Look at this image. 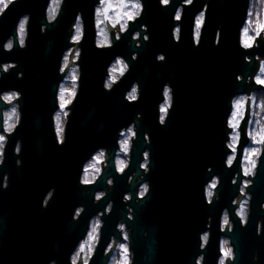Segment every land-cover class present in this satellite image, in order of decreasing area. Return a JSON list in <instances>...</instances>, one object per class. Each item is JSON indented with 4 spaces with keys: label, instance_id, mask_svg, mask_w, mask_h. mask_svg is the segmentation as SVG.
Returning a JSON list of instances; mask_svg holds the SVG:
<instances>
[{
    "label": "water",
    "instance_id": "water-1",
    "mask_svg": "<svg viewBox=\"0 0 264 264\" xmlns=\"http://www.w3.org/2000/svg\"><path fill=\"white\" fill-rule=\"evenodd\" d=\"M50 1L12 0L0 13V132L4 130L3 109L10 104L2 98L3 92H20L21 111L19 124L7 135L0 176L10 171L14 189L40 187L42 181H52L61 175L66 186L70 184L68 175L76 172L78 181L83 163L103 146L111 148L108 163L111 173L116 175L114 151L119 132L134 122L138 131L127 171L136 169L141 173L142 150L149 148L150 169L146 176L151 178L153 187L139 202L133 193L129 203L134 208L132 219L125 212L122 214L132 228V264H196L200 252L204 254L203 264H219L222 235L230 239L234 251V258L227 256L226 262L264 264V144L256 174L246 187L251 197L245 225L241 224L233 203L242 181L238 166L248 141L245 126L237 158L232 166L226 164L230 151L227 125L231 97L250 92L252 85L246 83L247 79L255 74L257 55L264 57L262 32L256 37L258 45L246 48L242 44L241 30L247 22L251 0H193L183 4L180 20L175 19V14L186 0H170L168 4L161 3L162 0H142V14L130 21L119 39L114 33L116 25L112 26L106 19L113 32V44L106 47L99 46L96 38V5L100 0H62L53 20L48 17ZM204 9L205 20L196 42V16ZM24 16H28L27 36L21 45L18 26ZM79 18L82 37L73 41V27ZM176 25H180L177 40L173 34ZM137 30L139 39L132 36ZM10 38L11 49L6 47ZM76 46L81 49L80 86L70 105L65 138L60 143L54 124L57 91L66 70L74 62L71 59ZM72 47L70 61L62 72L65 53ZM135 52L137 58L132 57ZM160 53L164 54V60H158ZM118 55L125 57L129 69L107 89V68ZM4 63L13 64L5 70ZM166 80L177 84L176 97L185 96L188 106L184 111L174 108L166 122L160 124L154 97ZM134 82L140 86V96L131 101L126 93ZM140 111L141 119L137 117ZM19 140L21 151L16 154ZM17 156L21 157L20 164ZM234 170L239 171L235 183L231 178ZM106 175L104 170L92 187L105 183ZM215 175H219V182L212 201L208 202L203 189ZM130 183L129 189H133L137 181ZM142 205L149 206L147 217L150 214V221L153 219L144 227L139 214ZM225 207L229 209L233 227L222 230L221 209ZM16 209L19 217L20 209L18 206ZM210 215V237L201 249L200 231L206 229ZM145 227L149 232L143 236ZM180 229L185 230L183 235ZM111 233L120 238L115 225L107 221L97 251L88 264H107L109 254L104 256L103 251ZM71 243L74 247L76 241H71V235L65 232L58 242L61 252L58 264H72L66 249ZM50 259L44 258V264Z\"/></svg>",
    "mask_w": 264,
    "mask_h": 264
},
{
    "label": "flooded vegetation",
    "instance_id": "flooded-vegetation-1",
    "mask_svg": "<svg viewBox=\"0 0 264 264\" xmlns=\"http://www.w3.org/2000/svg\"><path fill=\"white\" fill-rule=\"evenodd\" d=\"M170 0H168L169 2ZM193 1V0H191ZM52 2V0L50 1ZM133 3V4H131ZM139 4L141 6L140 14L143 12V1L142 0H100L99 4L96 5V27H97V37L100 35L101 37V22L102 18H108L110 20L111 25H116L117 30L115 36L119 39L122 34L129 27V23L131 20L136 19L137 15H135L137 8L134 5ZM163 3V0L162 2ZM189 0L184 1L177 9V12L180 13V19L183 12V4H190ZM111 5L109 7L108 5ZM165 4V3H163ZM168 4V3H167ZM107 8V12L105 13L103 10ZM206 9V6H205ZM205 9L198 12L195 21V39L196 42L199 40L200 32L205 20ZM125 13L132 15L133 18L131 20L127 19L126 24H123V20L127 16ZM131 13V14H130ZM175 14V19H176ZM200 15L203 16V19L200 21L199 33L197 34V20ZM113 17L116 18L113 21ZM118 18V19H117ZM179 19V20H180ZM177 20V19H176ZM107 44H99L97 38V44L99 46H110L113 44L112 35L113 32L109 30L107 27ZM142 28H146L145 25H142ZM180 25H176L174 27V35L176 40L179 38ZM139 31H135L133 33V38L139 39ZM145 38L148 39V35H145ZM264 39V37H263ZM262 39V40H263ZM80 40V39H79ZM130 43V42H129ZM257 43H252L251 47L258 45ZM23 42L21 45H24ZM140 44V41H137V45ZM243 44V43H242ZM244 45V44H243ZM246 47V48H251ZM75 51V59L72 67L69 70H66V74L63 80L60 83L58 92V109L55 111L54 119H55V129L58 136V140L60 143L64 141L65 138V128L68 120V116L70 114L69 111L70 105L72 101L76 97L80 86V53L81 49L76 46ZM137 52L133 53L134 58H137ZM158 56V60H164V54L160 53ZM163 57V59H160ZM248 56V60H249ZM65 58L63 59V61ZM118 61L122 62L123 72H118L117 76L113 74L116 73L113 71ZM9 64V63H4ZM4 64L3 67L10 69L13 63L9 64L7 68ZM256 71L253 76H249L247 79V84L252 85L250 92L237 93L231 97V111L228 117V127L229 138H228V147L230 151L226 156V164L228 167L232 166L234 161L237 158L239 151V144L242 139V127L245 126L246 135L248 137L247 144L244 145L243 154L239 162V166L242 172V181L240 183L239 191L235 198H233V203L236 205L234 208L235 213L238 215V218L242 225H245L249 216L250 211V197L251 193L248 192L247 188L249 184L252 183V176L256 174L258 162L260 159L263 144L261 141V137L264 136V84L258 83V78L264 80V57H260L257 55L256 62ZM129 64L124 56L118 55L117 58L112 61L108 69V75L106 77L105 85L108 88H111L116 81H118L127 71ZM65 64L62 66L61 70H65ZM72 72L73 76L69 78L68 73ZM1 75V74H0ZM115 77V80H113ZM242 75H239L238 79H241ZM109 82H111V86L109 87ZM155 95V107L158 114V121L160 124H164L167 120L169 113L174 109L178 108L180 110H185L188 106V101L186 97L177 98V84L172 83L170 80L163 81ZM68 86L72 88V98L67 102L66 106L61 108V91L64 89V86ZM181 86V85H180ZM137 82H134L133 85L126 93V98L129 100V94L132 89L135 88L136 91V99L140 96V88ZM165 89L170 90L171 95V104L167 109V114L161 113L160 109L166 103V97L164 95ZM11 93H17L18 95L15 99L11 101H7L10 105L3 109V114H5L7 108L15 107L18 111L19 118L18 121L12 127L13 132L15 127L20 122L21 111L18 98L20 97V92L17 90H9L3 92L2 98L10 95ZM241 100L242 108L238 111L236 120L238 121V126L233 128L230 125V122L233 121V112H237L235 102ZM132 101V100H131ZM64 110V112H62ZM62 112V116L60 118V125L62 127V132L58 133L57 130V116ZM161 115H164V122H160ZM137 117L139 119L142 118L141 111L138 112ZM8 118L4 115L3 118V128L4 130L0 132V135L4 137L5 147L8 142V136L11 132L7 131L8 128ZM7 126V127H6ZM138 127L134 122L129 124L126 127H123L118 135V146L116 148L114 155V163L116 169V175L111 173L112 168L109 165L111 148L108 146H103L98 148L93 154L87 159L85 163H83V167L81 169L78 181H77V173L69 174L70 184L64 185V175L56 178L55 180L48 181L44 180L41 182L40 187H34V185L30 186L28 190L25 189H14L11 186V172L5 171L2 176H0V264H44L45 260L51 258L48 264H58V257L61 255L59 250L58 242L62 239L65 232L71 235V241H76V244L72 245V243L67 246L66 249L70 252V262L72 264H88L93 257V255L97 251V246L100 243L102 236V229L105 223L108 221L110 225H115V229L120 233V238L115 236V233H111L109 240L104 248L103 255H108L109 258L107 264H132L134 258V252L132 250L131 245V230L132 228L127 225V222L122 218V214L125 212L128 218H133V206H131L130 200L133 196V193H136L135 201L139 202L143 199L148 192L152 189L153 184L150 177L146 176L148 173L150 166V152L149 148L145 147L142 150V158L140 160L139 167L142 169L141 173H137L136 169H131L127 171L129 168L131 161V151L136 144L134 141L137 136ZM146 140L149 142L148 134L146 133ZM235 138V140H234ZM127 141L128 147L127 151L123 149V142ZM21 140L17 141L15 146L16 154H19L21 151ZM17 147L19 151H17ZM256 149V154H252V150ZM102 154V155H101ZM5 156V149H4ZM99 157V159H97ZM229 159H231V163H229ZM17 163H21V157L17 156ZM2 164H0L1 167ZM90 165H94V167H90ZM85 169L88 170V179L91 183L85 184ZM107 171L105 183L92 187L101 173ZM234 175L232 178V182H236V177H238L239 171L234 170ZM121 177V178H120ZM132 180L137 181V184L133 189H129L130 182ZM219 182V175H215L206 183L204 186L205 197L208 202H211L214 195L215 189ZM145 186H147V191H144ZM99 197V199H97ZM107 198L105 202L103 200ZM219 195H217V199ZM20 209V216L16 217L17 209ZM114 209L113 213L112 210ZM264 208V205H263ZM18 209V210H19ZM27 210V212H26ZM221 228L224 230L227 226L231 229L233 227V221L230 220L229 209L227 207L221 209ZM243 211V216L241 215ZM149 206L144 207L142 205L141 215L142 226L144 227L147 221H150ZM202 214V212H199ZM225 217H227V223L225 222ZM19 218V219H18ZM109 218V219H107ZM18 219V220H16ZM212 216H207V224L206 229H202L200 231V248L203 249L210 237V226ZM148 222V223H149ZM147 223V226L149 225ZM96 225V232L90 237V233H92L93 225ZM85 227L81 232V228ZM75 227V228H73ZM262 228V219L259 221L258 233H261ZM149 232L148 228L145 227L143 231V236ZM185 232L184 229H180V235H183ZM207 236V240L204 237ZM221 259L226 261V257H224L223 248L227 245L228 248L232 249L231 259L234 258L233 246L230 243V239L222 235L221 237ZM225 241L228 243L225 244ZM83 250H81V246ZM123 246V247H122ZM125 248L127 252L125 253ZM204 254L200 252L196 258V264H203ZM255 259H258V250L255 249ZM230 264V263H229Z\"/></svg>",
    "mask_w": 264,
    "mask_h": 264
},
{
    "label": "rangeland",
    "instance_id": "rangeland-1",
    "mask_svg": "<svg viewBox=\"0 0 264 264\" xmlns=\"http://www.w3.org/2000/svg\"><path fill=\"white\" fill-rule=\"evenodd\" d=\"M254 2H256L257 5H259L258 8H257L258 10H256V12L254 14H251L252 12L249 9V15H248V18L246 19L247 22L245 23L244 27L241 30L242 31V43L243 44L245 43V40L248 39L249 37H252L253 38L250 41L251 45H252V43L253 44L254 43H257L256 37H258L261 32H262V35L264 37V29H262L260 27L261 25H264V0H254ZM61 3H62V0H52V2H50L49 8H47L48 9V17H49V20H53L57 16V14L59 12V9H60V6H61ZM131 4H133V3H131ZM25 17H26V19H25ZM50 17H51V19H50ZM198 17H200V15ZM107 19H108V22L111 23L110 20H109V17ZM114 19L116 20L115 17H113V19H111V20L113 21ZM25 20H26L25 29H24V33H23V36H22L23 42H25L24 40H25V38L27 36V31L26 30H27L28 16H24L21 19V21H25ZM21 21H20V23H21ZM123 21H124L123 24H126L127 18L125 17V19ZM20 23H19V25H20ZM106 24H107V21H106V18L104 17V18H102L101 26H99L100 27V30H101V33H102L101 34V37H100V35H98V37H97L99 44H101V41L104 39V34L107 35V30H106V27H105ZM112 26H115V25L113 24ZM78 27L80 29V38L79 39H81V37H82V31H83V26H82V21H81L80 18L78 19V21L75 23V25L73 27L74 28V30H73V37H72V40L73 41H78L79 40V39L78 40L74 39V37L77 35V28ZM107 27H108V24H107ZM245 28L248 29L247 36L245 35V32H244ZM102 30H103V32H102ZM114 30L116 32V30H117V27L116 26H115ZM18 32H19V40L21 41V33L19 31V26H18ZM258 32H259V34H257ZM263 37L261 36V39H263ZM12 41H13L12 38H10L8 41H6V45L9 42H11L13 44ZM73 48L74 47H72L70 49H67V51L65 53V56H64V58H67V60L65 59L63 61L62 66L64 64H65V67L68 65V63L70 61L69 60L70 59V53L73 50ZM75 51H76V49H75ZM75 51H74V54H73L71 60L75 59ZM9 64H4V65L8 68L9 67ZM72 64H73V62L70 64L68 70L72 67ZM122 67H123V64H120V63L117 64L115 66V69H116L115 72L116 73H114L113 75L118 77L117 73L118 72H121V68ZM4 69L6 70V68H4ZM68 76H69V78L72 77L73 76V73L72 72H69L68 73ZM72 96H73V94H72V88L71 87H68L67 85L64 86V89H63V103H64V106H66L67 102L70 100V98H72ZM5 101L7 102L8 100H5ZM61 103H62V100H61ZM13 109H15V107L14 108L13 107L7 108V110H6L5 114H4L8 118V121H7L8 122V125H7L8 127L9 126L13 127L14 124L18 121L17 119L19 118V115H18L19 113H18L17 109H15V112H16L15 115H13ZM62 112H64V110ZM62 112H59V113H61V114L58 115L60 118L62 116ZM226 249H228L227 245H225L224 248H223V252L224 253H225V250ZM224 257L227 258V256H225V254H224ZM225 264H229V263L225 261Z\"/></svg>",
    "mask_w": 264,
    "mask_h": 264
},
{
    "label": "snow or ice",
    "instance_id": "snow-or-ice-1",
    "mask_svg": "<svg viewBox=\"0 0 264 264\" xmlns=\"http://www.w3.org/2000/svg\"><path fill=\"white\" fill-rule=\"evenodd\" d=\"M102 2H103V0H102ZM189 2H191V0H189ZM11 3H12V0H0V12H3L8 7V5L11 4ZM163 3L167 4L168 3V0H163ZM108 6L111 7L110 4ZM134 7L139 8V4L137 3L136 5H134ZM103 11L106 13L107 12V8H105ZM125 15L127 16V19L128 20H131L133 18L132 15H129L127 13H125ZM176 19L177 20L180 19V13L179 12H177V14H176ZM202 19H203V16L201 15V17L198 18V20H197V26H196L197 27V34L199 33L200 21ZM100 22H102V21H100ZM25 23H26V20L25 21H21V23L19 25V31L21 33V41H20L21 44L23 43L22 36H23V33H24V29H25ZM260 27L262 29H264V25H261ZM102 32H103V30H102ZM244 32H245V35L247 36L248 29L245 28ZM257 34H259V32ZM79 38H80V29L78 27L77 28V35L74 37V39L78 40ZM252 39H253L252 37H249L248 39H246L245 40V43H244V46L245 47H251L250 41ZM107 43H108L107 35L104 34V39L101 41V44L103 45V44H107ZM6 47L7 48H11L12 47V43L9 42L6 45ZM65 59L67 60V58H65ZM160 59H163V57H161ZM118 63L122 64V62H120V61H118ZM123 67H126V65H124ZM123 67L121 68V73L123 72ZM113 71H116V69L114 68ZM113 80H115V77H113ZM257 82L258 83H261V84H264V80L259 79V78H258V81ZM136 91L137 90L135 88L132 89V91H131V93L129 94V97H128L130 100H135L136 99ZM17 95H18L17 93H11L10 95L5 96L4 99L5 100H8V101H11V100L15 99V97ZM164 95L166 97V103H165L164 106L161 107L160 111H161V113H163V114L166 115L167 114V109H168V107L171 104L170 90L169 89H165ZM61 100H62L61 108H63L64 107V103H63V90L61 91ZM235 106H236L237 112H233V121L230 122V125L233 128H235V127L238 126V121L236 120V117H237L238 111L242 108V101L241 100L236 101L235 102ZM15 114H16L15 109H13V115H15ZM163 118H164V115H161L162 121H163ZM11 129H12V127L9 126L7 128V131H10ZM57 130H58V133L59 132H62V127L60 125V117L59 116H57ZM3 139H4V137L3 136H0V140H3ZM234 140H235V138H234ZM261 141L264 142V136L261 137ZM122 146H123V149L125 151H127V147H128L127 141H124ZM256 152H257L256 149H253L252 150V154L253 155L256 154ZM97 159H99V157H97ZM229 163H231V159H229ZM90 167H94V165H90ZM87 172H88V170L85 169V177H84V181H83L85 184L91 183V181L88 179ZM145 191H147V186H145ZM98 199H99V197H98ZM96 227L97 226L94 224L93 225V229H92V233L89 234L90 237H92L93 234L96 232ZM204 239L207 240V236H205ZM83 247L84 246L82 245L81 246V250H83ZM126 252H127V249L125 248V253ZM224 254H225V256H229L230 255V251L228 249H226ZM221 264H223V259L221 261Z\"/></svg>",
    "mask_w": 264,
    "mask_h": 264
},
{
    "label": "clouds",
    "instance_id": "clouds-1",
    "mask_svg": "<svg viewBox=\"0 0 264 264\" xmlns=\"http://www.w3.org/2000/svg\"><path fill=\"white\" fill-rule=\"evenodd\" d=\"M140 11H141V6L139 5V8H137L135 15L139 16L140 15ZM25 19H26V17H25ZM50 19H51V17H50ZM9 49H11V48H9ZM109 85L111 86V82H109ZM160 122L163 123L164 122V118H163V121H162V119L160 117ZM11 131H12V129L9 132H11ZM4 149H5V141L3 139V140H0V164L4 163V159H5V157H4ZM17 151H19L18 147H17ZM144 191H145V189H144ZM97 199H98V197H97ZM241 215L243 216V211H242ZM225 222L227 223V217H225ZM227 243L228 242L225 241V244H227ZM228 250L230 251V255L229 256H231L232 255V249L228 248ZM221 261H222V259L219 261V264H221ZM223 264H225L224 260H223Z\"/></svg>",
    "mask_w": 264,
    "mask_h": 264
},
{
    "label": "trees",
    "instance_id": "trees-1",
    "mask_svg": "<svg viewBox=\"0 0 264 264\" xmlns=\"http://www.w3.org/2000/svg\"><path fill=\"white\" fill-rule=\"evenodd\" d=\"M259 5H257L256 2H254V0H251V3H250V10H251V14H254L256 12V10H258Z\"/></svg>",
    "mask_w": 264,
    "mask_h": 264
}]
</instances>
